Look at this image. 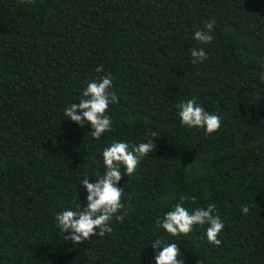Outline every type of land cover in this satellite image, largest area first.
<instances>
[{
    "label": "trees",
    "instance_id": "16d2710c",
    "mask_svg": "<svg viewBox=\"0 0 264 264\" xmlns=\"http://www.w3.org/2000/svg\"><path fill=\"white\" fill-rule=\"evenodd\" d=\"M213 19L212 42L195 40ZM109 72L119 103L97 140L64 109ZM189 99L221 117L219 131L181 124ZM153 132L156 150L119 185L124 221L65 240L56 214L86 205L81 182L103 175V149ZM177 203H214L222 244L208 225L164 230ZM156 238L185 264H264V0H0V264H155Z\"/></svg>",
    "mask_w": 264,
    "mask_h": 264
},
{
    "label": "clouds",
    "instance_id": "9594fccd",
    "mask_svg": "<svg viewBox=\"0 0 264 264\" xmlns=\"http://www.w3.org/2000/svg\"><path fill=\"white\" fill-rule=\"evenodd\" d=\"M214 24V19L205 22L203 29L195 31L194 39L202 44H210L213 40L211 33ZM190 55L192 63L197 64L204 62L208 53L204 48L193 47L190 49ZM96 72H103V66L98 65ZM113 88V77L110 72L98 80L90 81L83 91L84 98L79 103H71L64 109V114L81 127H85L86 123L90 125L92 137L99 140L106 132L111 131L113 126L112 119L107 114L110 104L119 103V97ZM177 108L182 125L205 129L208 134L219 131L221 127V117L205 110L195 99L182 101ZM156 148L155 132L138 146H130L127 142H113L105 147L102 152L105 166L103 175L99 176L96 182H90L89 177L85 175L81 182L87 191L86 205L66 208L56 214L58 226L64 234L67 233L64 239L80 244L90 240L92 236L111 233L113 231L111 221L123 222L127 213L121 214L125 192L124 188L119 186L120 182L125 174L132 176L140 160ZM122 165L125 168L124 172L121 171ZM128 198L131 199V194H128ZM242 211L248 214L250 207L246 204ZM159 224L173 237L189 234L195 225H208L206 229L208 242L217 247L222 244L218 237L225 225L214 203H209L206 208H198L192 213L177 203L173 210L164 215ZM151 244L154 249H162L155 256V264H185L179 259L182 254L179 244L164 242L159 238L154 239Z\"/></svg>",
    "mask_w": 264,
    "mask_h": 264
}]
</instances>
